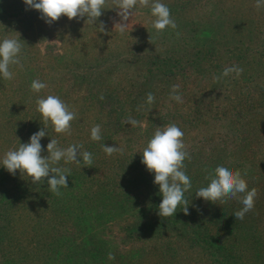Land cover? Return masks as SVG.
<instances>
[{"label":"rangeland","instance_id":"obj_1","mask_svg":"<svg viewBox=\"0 0 264 264\" xmlns=\"http://www.w3.org/2000/svg\"><path fill=\"white\" fill-rule=\"evenodd\" d=\"M18 1L6 3L20 7ZM163 2L176 28L161 33L152 27L151 0L137 7L123 33L118 27L114 29L119 17L112 0H107L100 18L104 31L98 28L100 21L94 26L63 16L52 25L40 17L34 23L28 36V52L20 66L11 69L13 79L0 80V157L18 149L20 143L29 142L31 125L36 128L34 133L44 127L36 101L38 97L56 95L75 113V119L67 134L58 135L51 127L45 130L42 155H48L47 144L54 138L60 147L81 146L82 151L92 153L93 162L87 167L63 161L58 165L72 176L84 178L74 196H69L71 191L67 193L65 188L60 195L50 193L46 182L33 185L19 172L8 175L0 168V264H55L54 257L61 264H75L69 263L71 256L64 251L67 247L57 242L69 237L68 247L74 249L80 264H96L94 246L86 249L90 256L78 253L88 228L77 227L72 219L79 212L76 197L86 194L99 199L102 188L133 191L143 198L140 208H151L159 188L153 182L154 175L141 163L142 151L157 127L172 123L184 133L190 156L185 166L196 170L201 164L214 171L218 165L227 164L242 173L249 189H256L253 210L240 220V227L223 233L220 240L235 246L233 251L241 257L240 263L264 264V183L260 181L264 178V8L258 9L256 0ZM22 16L17 14L15 21ZM5 34L0 32V38ZM235 37L247 39L245 47L235 42L228 46L230 38ZM12 38H18L16 31ZM226 47L244 49L239 54L234 50L224 54ZM218 48L223 49L222 54L208 55L210 49ZM199 50L201 54L195 55ZM133 55L138 57L133 65L122 63ZM142 56L151 61L140 60ZM205 57H210L212 64L195 61ZM171 59L177 76L174 83L168 84L169 77L163 76L168 72L159 67L162 61L168 66ZM233 65L244 71L238 77L233 73L216 82L214 77ZM33 80H41L47 87L36 94L31 89ZM174 85L182 94L181 103L170 99ZM219 86L222 88L214 91ZM87 88L96 97L87 99ZM148 93L155 97L151 105L147 104ZM129 118L142 126L127 124ZM95 125L101 127L100 141L90 139ZM104 144L120 151L108 156ZM6 175L9 178L3 179ZM149 176L148 188L144 178ZM224 203L229 208L242 207L232 197ZM63 212L66 219L59 220ZM69 217L71 220H67ZM212 228L216 233L221 226ZM111 229L107 236L101 235L115 245L106 247L104 264H117L111 259L115 256L118 260L121 255L127 258L126 264H215L200 244H192L180 229L169 225L155 226L151 232H139L134 237L116 226Z\"/></svg>","mask_w":264,"mask_h":264},{"label":"clouds","instance_id":"obj_2","mask_svg":"<svg viewBox=\"0 0 264 264\" xmlns=\"http://www.w3.org/2000/svg\"><path fill=\"white\" fill-rule=\"evenodd\" d=\"M26 10H36L40 18L48 25L57 22L62 16L69 21L79 18L86 24L96 26L104 14L107 0H23ZM113 9L116 11L118 20L114 21V29L119 28L123 33L128 26V21L137 7L146 6L149 0H112ZM258 9L264 8V0H256ZM150 14L154 18L152 27L157 33L168 28L175 29L176 23L171 17L170 9L163 0H151ZM101 31L105 30L104 23L99 22ZM23 40L17 38H0V80H12L13 66H20L23 54ZM244 69L233 65L225 68L220 76L221 79L231 76L233 73L238 77ZM47 84L41 80H33L31 89L39 94ZM170 99L177 103L182 102V94L178 86L174 85L170 92ZM155 100L152 93L147 95V104L151 105ZM37 111L41 115L44 127L33 133L27 143H20L18 149L9 150L0 157V165L9 174L15 176L19 172L22 178H27L33 185L41 182L47 183L50 193L60 195L62 188H68V170L58 166L61 161L64 164L74 163L89 166L93 162L92 153L82 151L81 146L73 144L66 148L60 147L57 139H51L47 144V156H43L44 147L41 140L46 135V129L51 127L56 134H67L71 129V122L75 119V113L56 95L38 97ZM143 107V106H141ZM139 110V109H138ZM127 124L133 127L142 126L140 121L129 118ZM48 134V132H47ZM184 133L176 124H168L157 127L152 137L142 151L141 163L146 170L154 175V184L159 188L162 197L158 208L160 217L176 215L177 209L188 204L185 198L191 187V179L184 171L186 159H190L183 141ZM90 139L100 141L101 127L95 125L91 128ZM106 155L111 156L119 152L116 146L102 145ZM206 186L200 187L195 192L196 198L213 203L232 197L239 200L242 207L234 213L237 220H243L245 215L253 210L257 191L249 189L247 181L242 173L227 164L218 165L214 173L208 178ZM25 180V179H24ZM188 214V207L183 211Z\"/></svg>","mask_w":264,"mask_h":264},{"label":"trees","instance_id":"obj_3","mask_svg":"<svg viewBox=\"0 0 264 264\" xmlns=\"http://www.w3.org/2000/svg\"><path fill=\"white\" fill-rule=\"evenodd\" d=\"M22 1L23 0H21V2H17L21 3L20 7H17L14 3L7 4L6 0H0V32L6 33L5 35L8 38H12V36L15 35V31L17 32V39H22L24 41L22 54V57L24 58L25 53L28 52L27 43L29 44V33L32 31V29H34V23L40 17V13L36 10H26V5ZM17 14H23L24 16H22L21 19L18 17L17 21H15V16H17ZM222 30L225 31V28ZM222 37L226 39L225 33H222ZM235 38L236 39L230 38L231 40L228 41V46L230 43L235 42L239 43L240 45L242 44L243 47H245V44L248 41L247 39H238L237 37ZM254 38H257V36ZM243 49L244 48H242V50ZM222 50V48L214 50L210 49L208 51V55L210 53L220 55L223 53ZM233 50L238 54V51H242L240 48L237 50V48L226 47L224 54ZM201 52L202 50H199L195 55H200ZM256 55L260 56L262 53H257ZM237 57L239 58V56ZM136 60H138V57L133 55L130 57V59L123 60L122 63L125 64V61H128V65H133ZM140 60H145L146 62L151 61L149 57L143 56ZM195 61L212 64L210 57L197 59ZM171 62L172 59L169 65L165 66L163 65L165 62L162 61L160 67L158 66L159 68H162L168 72L163 74L164 77H169L168 84L172 83V81L174 83L175 77L177 76L176 75L174 77L173 73L175 68L170 65ZM180 62V60L177 62V67L180 66ZM217 81L218 79L216 82ZM223 84L224 82H221V85ZM101 85L103 86L104 83ZM221 88L222 86L214 87L213 89L217 92ZM84 93L87 99H93V97H96V93H92V89L87 88ZM103 93L107 94L108 97L110 96V92L106 90H103ZM27 101L29 100L27 99ZM15 113H17L16 109ZM35 131V126L31 125L29 128V133L32 135ZM198 162L202 163L200 161ZM200 165L201 164L197 165L199 168L196 170H192L190 165L185 166L184 171H186V174L190 177L192 184L191 189L185 193V198L188 200V204L179 207L177 209L176 215L171 217L163 218L158 215L159 204L162 200L159 191L157 192V197H154L153 201L151 200L150 202V204H153V206L149 208L147 205V209L140 208L144 202L143 198L141 196L134 195L133 191L123 193V191L118 192L116 189L113 191H106L104 188H102V194L99 199L89 197L86 194H81L80 198L76 197L75 200L77 201L76 204H78L77 207L79 212L75 215V218L73 217L72 219H74V223H76L77 227L84 226V229L88 228L86 229L87 233L85 235L84 243H82L81 246L79 245L80 249L78 250V253L90 256L88 252L90 250L89 247L92 249V246H94V251H96L94 253V257L97 259L95 263L104 264L108 254L106 247L113 248L115 245L104 240L101 235L104 234L107 236L110 231H113L111 229L113 226L118 227L120 230H124L128 237H134L139 232H151L152 228L155 226L165 228L167 225H169L171 227L180 229V232L187 238L189 242H192V244H200V249L204 250L206 254L208 253L214 260L215 264H244L239 262L241 257L237 254H234L235 251L233 250L235 246L220 240V237L223 233L232 229H237L236 227H240V220H237L234 216V213L238 211V208H229L226 203H224V201H217L213 203L211 201L206 202L203 199L196 198L195 192L197 189L206 186L209 182L208 178L214 173V171H211L206 166ZM202 169L204 170L202 171ZM67 174L69 175L67 178L68 188L65 189L67 190V193L68 191H71L68 193L69 196H74L77 188L82 186L81 181L84 178H81L76 174L72 176V174L69 173V170ZM7 178H9L7 175L3 176V179ZM150 178V176L144 178L148 188L151 186ZM260 181L264 183V178L262 179L261 177ZM20 198L25 199L26 197L21 195ZM185 207H188L187 215L183 212ZM66 216L67 215L64 212L60 213L59 220L66 219ZM67 220H71V218L69 217ZM131 221H133L132 224H126ZM214 225L221 226L220 229H216V233H214L213 228L211 229V227ZM94 230L95 233L93 232ZM71 239L72 238L69 237L57 242H59L60 245L67 247L64 251L65 254H69L68 256H71L69 263L75 262V264H80V259H76L74 256V249L70 250L71 247H68L70 246L69 244ZM86 249L88 251H86ZM55 254L56 251H54V255ZM118 258L119 259L117 260L115 256H113L111 260L117 264L127 263V258H125V256L121 255ZM53 262L55 264H61L59 258L57 259L54 257Z\"/></svg>","mask_w":264,"mask_h":264}]
</instances>
